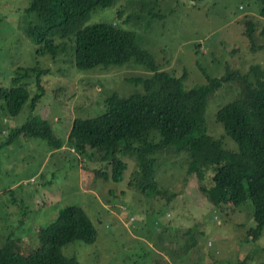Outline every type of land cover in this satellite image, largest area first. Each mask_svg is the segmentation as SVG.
<instances>
[{
	"label": "rangeland",
	"instance_id": "obj_1",
	"mask_svg": "<svg viewBox=\"0 0 264 264\" xmlns=\"http://www.w3.org/2000/svg\"><path fill=\"white\" fill-rule=\"evenodd\" d=\"M156 1L158 6L147 11L155 14L153 18L142 13L139 0H118L97 8L85 23H117L133 31L137 45L160 69L175 76L188 74V88L207 83V74L223 75L226 65L239 67L241 74L249 72L252 81L258 79L253 64L264 71V50L252 49L242 34L244 21L252 20L253 35L257 44L262 43L264 16L257 0H211L203 5L195 2L204 0ZM29 3L0 0V87L14 85L13 78H19L24 67L26 77L20 81L29 92L16 115L0 97V214L7 216L0 220V246L22 254L37 250L38 228L50 223L60 208L78 205L96 227V238L73 239L61 250L84 264H264V226L259 234L253 233L251 201L218 209L209 201L221 162L189 174L192 154L181 149L155 166L160 191L143 193L129 186L135 160L127 158L124 176L115 182L97 174L108 173L104 160L89 158L68 143L73 117L106 111L111 94H131L137 88L133 78L147 77L150 70L125 64L79 69L72 41H65V49L55 57L37 53L23 29ZM42 68L44 94L33 112L45 117L62 140L57 153H51L54 149L42 137L19 133L8 142L10 133L31 115L30 98L39 91L35 77ZM235 83L233 89L225 84L209 98L206 116L215 136L224 134L215 109L234 97ZM224 141L237 145L229 136ZM22 229L29 232L20 233Z\"/></svg>",
	"mask_w": 264,
	"mask_h": 264
},
{
	"label": "trees",
	"instance_id": "obj_2",
	"mask_svg": "<svg viewBox=\"0 0 264 264\" xmlns=\"http://www.w3.org/2000/svg\"><path fill=\"white\" fill-rule=\"evenodd\" d=\"M117 1L30 0L24 11L23 29L37 46V53L55 57L65 49V41H72L74 62L79 69L96 65L107 69L109 65L125 64L129 69L143 66L150 70L147 77L133 78L137 88L131 94H111L106 99V111L73 117L67 133L68 143L75 150L88 154L89 158L104 160L109 171H97V174L115 182L123 178L127 158L135 160L137 168L129 186L143 193L160 191L154 179L155 166L163 164L181 149L187 148L192 154L189 174H195L208 164L221 162L214 174L209 201L218 209L222 204L237 206L249 199L255 222L252 230L259 234L264 226V79H261L264 71L253 64L258 79L252 81L249 72L241 74L239 67L226 65L223 75L211 77L207 74V83L188 88L185 84L188 74L175 76L160 69L159 63L137 45L133 31L117 23H85L97 8L104 9ZM139 1L145 14L158 6L156 0ZM257 1L259 12L264 16V0ZM149 13V17L155 16ZM117 14L121 16L120 11ZM243 27L242 34L251 48L264 50V28L262 43L257 44L253 35L255 23L247 19ZM22 69L23 74L19 72V78H13L14 85L0 87V97L13 115L19 113L29 99L26 83L20 81L26 77L27 69ZM41 71L46 69L39 70L35 77L39 91L30 98L31 115L10 133L8 142L16 134L23 133L42 137L51 148L58 149L63 145L62 140L45 117L33 112L44 94ZM233 82L238 87L237 93L215 109V119L224 131L215 136L207 122L208 101L225 84L233 89ZM226 136L236 142V149L225 144ZM5 217V213L0 214V220ZM96 235V227L84 210L78 205H66L58 210L50 223L38 228L40 243L37 250L22 254L2 245L0 264H84L65 255L61 246L73 239L93 242Z\"/></svg>",
	"mask_w": 264,
	"mask_h": 264
},
{
	"label": "crops",
	"instance_id": "obj_3",
	"mask_svg": "<svg viewBox=\"0 0 264 264\" xmlns=\"http://www.w3.org/2000/svg\"><path fill=\"white\" fill-rule=\"evenodd\" d=\"M56 151H58L57 149H54V150H52V152L51 153H57ZM27 232H29L28 230H25V229H22L21 231H20V233H27Z\"/></svg>",
	"mask_w": 264,
	"mask_h": 264
},
{
	"label": "water",
	"instance_id": "obj_4",
	"mask_svg": "<svg viewBox=\"0 0 264 264\" xmlns=\"http://www.w3.org/2000/svg\"><path fill=\"white\" fill-rule=\"evenodd\" d=\"M208 1H211V0H204V1H201V2H195V3H198V4H205L206 2H208Z\"/></svg>",
	"mask_w": 264,
	"mask_h": 264
}]
</instances>
